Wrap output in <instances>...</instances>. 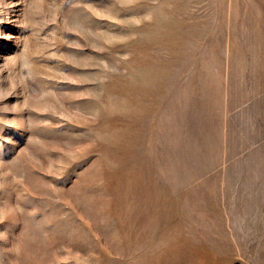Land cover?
I'll return each mask as SVG.
<instances>
[{"label": "rangeland", "instance_id": "1", "mask_svg": "<svg viewBox=\"0 0 264 264\" xmlns=\"http://www.w3.org/2000/svg\"><path fill=\"white\" fill-rule=\"evenodd\" d=\"M0 264H264V0H0Z\"/></svg>", "mask_w": 264, "mask_h": 264}]
</instances>
